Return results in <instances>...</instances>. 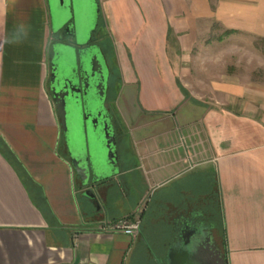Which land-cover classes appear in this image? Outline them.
Segmentation results:
<instances>
[{"label":"crops","instance_id":"1","mask_svg":"<svg viewBox=\"0 0 264 264\" xmlns=\"http://www.w3.org/2000/svg\"><path fill=\"white\" fill-rule=\"evenodd\" d=\"M102 3L119 162L84 186L50 91V0H0V264H168L196 216L202 259L212 242L224 264H264V81L230 73L206 97L193 83L201 29L264 41V0ZM116 82L112 69V94ZM126 217L141 219L137 236L99 228Z\"/></svg>","mask_w":264,"mask_h":264},{"label":"rangeland","instance_id":"2","mask_svg":"<svg viewBox=\"0 0 264 264\" xmlns=\"http://www.w3.org/2000/svg\"><path fill=\"white\" fill-rule=\"evenodd\" d=\"M50 8L53 29L61 34V30L70 26L76 33L69 38L59 37L57 33L51 45L52 57L56 52H60L65 61L70 64V69L72 71L77 69L84 52L89 49V46L91 47L89 41L94 34L92 45L104 46L108 50V58L117 81L114 94H110L108 107L117 118L115 115L118 110L112 96L117 95L120 78L118 67L113 62L114 38L108 31L106 10L102 0H65L64 4H61L60 0H50ZM85 13L88 15V20L83 19ZM95 27H97L96 33L94 32ZM223 36L216 29H212L210 33L207 28L201 29L195 50V82L193 83L196 95L206 97L204 83H207L205 86H209V83H217L220 79H239L231 76L230 73H242L244 79L257 77L260 81H264V41H259L257 44H251L250 41L221 44L219 40H223ZM256 49H258V59L255 55ZM222 55L225 56L224 59H220L219 56ZM255 61L259 64L256 71L253 67ZM67 138L68 135L63 134L64 144L67 143ZM70 139L77 151L90 155L93 167L98 170L96 174L105 175L111 171L104 133L101 129H95L93 124L84 118L82 111L71 118ZM219 247L221 250L224 249L222 242L219 243ZM216 260L220 262L219 257Z\"/></svg>","mask_w":264,"mask_h":264},{"label":"water","instance_id":"3","mask_svg":"<svg viewBox=\"0 0 264 264\" xmlns=\"http://www.w3.org/2000/svg\"><path fill=\"white\" fill-rule=\"evenodd\" d=\"M60 2L64 4L65 0H60ZM83 19L88 20L87 13L83 15ZM67 29L72 35L76 34L70 26ZM96 29L97 27L94 32ZM54 32L57 33L58 30L54 29ZM92 39L91 36L89 42ZM108 74L109 69L100 46H89V49L84 52L78 68L73 71L60 52H56L51 60L50 91L52 100L63 133L68 135L66 145L71 164L84 186L94 184L102 178L111 177L118 171L119 151L115 126L112 115L103 104L108 85ZM80 75L83 80L84 106L81 104L80 98ZM81 111L84 118L90 121L95 129H101L104 133L108 162L111 165V171L105 175L96 174L98 170L93 167L90 155L77 151L70 139L71 118ZM84 193L94 200L97 199L91 187ZM188 227L190 228V226ZM191 227L187 233L182 227L178 229V240L175 244L177 247L173 246L169 252L171 264H199L196 261V255L203 242L202 239H205L206 232L203 227H199L195 223Z\"/></svg>","mask_w":264,"mask_h":264},{"label":"flooded vegetation","instance_id":"4","mask_svg":"<svg viewBox=\"0 0 264 264\" xmlns=\"http://www.w3.org/2000/svg\"><path fill=\"white\" fill-rule=\"evenodd\" d=\"M97 31V30H96ZM58 33V36L60 37H73V35L70 33V31H68V29H64L63 31L61 30L60 31V33L61 34H59V32H57ZM56 33V34H57ZM96 33V32H95ZM95 35V34H94ZM94 35L92 36V38L94 37ZM92 41H93V39L91 40V45H92ZM101 47V49H102V52L104 53V57H105V60H106V64H107V67H108V69H109V74H108V85H107V89H106V95H105V100H104V102H103V104H104V107L109 111V113L112 115V118H113V123H114V126H115V131H116V135L118 136V127H117V123H116V119H115V117H114V115H113V113L111 112V110H110V107H108V102H109V97H110V94H111V92L109 91V89L111 88V80H112V67H111V62L109 61V59H108V55L106 54V52H105V49L102 47V46H100ZM50 79H51V76H50ZM82 82H83V80H82V77H81V75L79 76V84H80V87H81V91H80V98H81V104L84 106V104H85V100H84V94H83V84H82ZM100 121H101V119H100ZM198 218H197V216L194 218V223L197 225V226H199V227H203V226H205L204 224H202L201 222H199V219L197 220ZM180 228V227H179ZM194 228H196V227H194ZM210 240V237L208 236V235H206L205 236V239L203 240L202 239V241L205 243V242H207V241H209ZM213 243L211 242V245H210V260L209 261H207V260H204V259H202V257H203V255H204V253H206V252H202V250H201V247L199 246V250H198V253H197V255H196V261L199 263V264H220V262L222 261V264H224V258H223V256L221 255L220 256V262L218 263L217 262V260H216V254H217V252H215L214 251V249H213ZM216 257V258H215ZM168 264H171V263H168Z\"/></svg>","mask_w":264,"mask_h":264},{"label":"built area","instance_id":"5","mask_svg":"<svg viewBox=\"0 0 264 264\" xmlns=\"http://www.w3.org/2000/svg\"><path fill=\"white\" fill-rule=\"evenodd\" d=\"M142 221L139 217L121 218L117 221L102 222L99 228L105 232H122L129 236H137L141 229Z\"/></svg>","mask_w":264,"mask_h":264},{"label":"clouds","instance_id":"6","mask_svg":"<svg viewBox=\"0 0 264 264\" xmlns=\"http://www.w3.org/2000/svg\"><path fill=\"white\" fill-rule=\"evenodd\" d=\"M17 29L19 31H24L25 30V26L23 24H20V25L17 26Z\"/></svg>","mask_w":264,"mask_h":264}]
</instances>
